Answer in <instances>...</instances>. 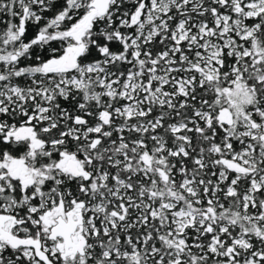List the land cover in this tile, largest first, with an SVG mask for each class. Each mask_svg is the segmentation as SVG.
<instances>
[{
    "label": "snow or ice",
    "instance_id": "obj_1",
    "mask_svg": "<svg viewBox=\"0 0 264 264\" xmlns=\"http://www.w3.org/2000/svg\"><path fill=\"white\" fill-rule=\"evenodd\" d=\"M0 16V264H264V0Z\"/></svg>",
    "mask_w": 264,
    "mask_h": 264
},
{
    "label": "trees",
    "instance_id": "obj_2",
    "mask_svg": "<svg viewBox=\"0 0 264 264\" xmlns=\"http://www.w3.org/2000/svg\"><path fill=\"white\" fill-rule=\"evenodd\" d=\"M51 15H52V12L45 13V16H51ZM0 19H5L6 20L7 17L0 16ZM41 23L43 24V21ZM0 27H2V26H0ZM37 27L38 26H36V25H31L30 24L28 26V32H27L26 36L28 38H31L35 34V32L37 30ZM52 46L55 47L56 44L54 43ZM36 54H40L42 56H47L48 53H47V50H44L43 52H39V50H35L34 53H33V56H35ZM25 63H30V61H26Z\"/></svg>",
    "mask_w": 264,
    "mask_h": 264
}]
</instances>
